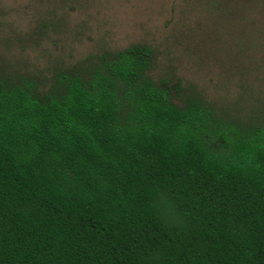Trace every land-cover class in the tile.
Segmentation results:
<instances>
[{"label":"trees","instance_id":"1","mask_svg":"<svg viewBox=\"0 0 264 264\" xmlns=\"http://www.w3.org/2000/svg\"><path fill=\"white\" fill-rule=\"evenodd\" d=\"M152 55L0 74V264H264V124L176 104Z\"/></svg>","mask_w":264,"mask_h":264},{"label":"rangeland","instance_id":"2","mask_svg":"<svg viewBox=\"0 0 264 264\" xmlns=\"http://www.w3.org/2000/svg\"><path fill=\"white\" fill-rule=\"evenodd\" d=\"M174 102L264 124V0H0V74L44 92L59 72L131 45Z\"/></svg>","mask_w":264,"mask_h":264}]
</instances>
